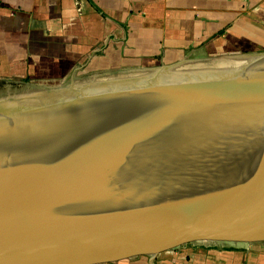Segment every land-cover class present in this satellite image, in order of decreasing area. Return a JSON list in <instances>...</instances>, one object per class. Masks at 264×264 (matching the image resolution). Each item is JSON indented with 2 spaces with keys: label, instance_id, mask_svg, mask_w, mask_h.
I'll return each instance as SVG.
<instances>
[{
  "label": "water",
  "instance_id": "obj_1",
  "mask_svg": "<svg viewBox=\"0 0 264 264\" xmlns=\"http://www.w3.org/2000/svg\"><path fill=\"white\" fill-rule=\"evenodd\" d=\"M237 54L0 91V264L263 241L264 50Z\"/></svg>",
  "mask_w": 264,
  "mask_h": 264
},
{
  "label": "crops",
  "instance_id": "obj_2",
  "mask_svg": "<svg viewBox=\"0 0 264 264\" xmlns=\"http://www.w3.org/2000/svg\"><path fill=\"white\" fill-rule=\"evenodd\" d=\"M215 28L257 45L264 41V0H0V74L71 67L98 49L95 64L167 57L193 50L202 44L193 40ZM230 242L240 241L198 239L146 257L83 264H264V240Z\"/></svg>",
  "mask_w": 264,
  "mask_h": 264
},
{
  "label": "rangeland",
  "instance_id": "obj_3",
  "mask_svg": "<svg viewBox=\"0 0 264 264\" xmlns=\"http://www.w3.org/2000/svg\"><path fill=\"white\" fill-rule=\"evenodd\" d=\"M213 32L214 33L210 35L208 34L194 39L193 41L196 42V45L200 41L202 44L197 45L193 50L182 49L181 51H177L174 55L171 54L167 57H163V52H157L156 54H141L139 56L135 55L134 58L129 61L112 60L106 62H96L97 64H95L94 61L90 62V58L95 56V52L101 51L98 49L97 51L94 50L89 52L86 56L76 61L75 65L73 64L71 67L55 65L54 67L48 69L30 68V70L26 71L21 76L0 74V91H8L10 93L22 91H40L45 88H53L62 85L65 82L67 83L71 80L86 81L87 78L91 77V75H89L90 73L97 71H105L104 75H112L113 73L127 74L126 72L129 71L125 70L135 68L138 65H157L160 63H171L181 58L207 57L224 53H251L264 50V41H257V45H252L251 43H240L235 37H229L228 35L226 36L223 34L224 28H215ZM212 40L214 41L213 44L215 46H203L205 43ZM113 68H120L121 70L120 72L109 70ZM136 255H143V257L147 256V254H133L129 257Z\"/></svg>",
  "mask_w": 264,
  "mask_h": 264
},
{
  "label": "bare ground",
  "instance_id": "obj_4",
  "mask_svg": "<svg viewBox=\"0 0 264 264\" xmlns=\"http://www.w3.org/2000/svg\"><path fill=\"white\" fill-rule=\"evenodd\" d=\"M250 57L247 55H239V54H234V55H218L213 58L209 59V62L207 63V67L210 69H228V68H233L237 67L245 62H249ZM34 100H38L34 97H27L23 99V102H28L29 105L35 103ZM14 106H11V104H7L6 106H3L0 108V110H4L7 108H11Z\"/></svg>",
  "mask_w": 264,
  "mask_h": 264
}]
</instances>
